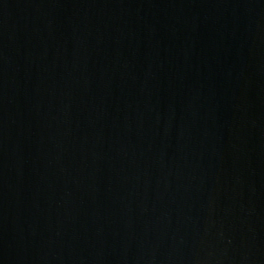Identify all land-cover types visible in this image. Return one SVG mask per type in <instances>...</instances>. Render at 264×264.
Returning <instances> with one entry per match:
<instances>
[{
  "label": "water",
  "instance_id": "obj_1",
  "mask_svg": "<svg viewBox=\"0 0 264 264\" xmlns=\"http://www.w3.org/2000/svg\"><path fill=\"white\" fill-rule=\"evenodd\" d=\"M0 264H264V0H0Z\"/></svg>",
  "mask_w": 264,
  "mask_h": 264
}]
</instances>
